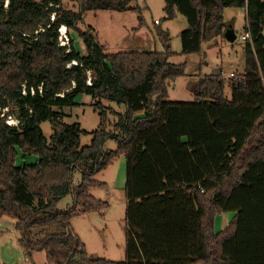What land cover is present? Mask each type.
I'll list each match as a JSON object with an SVG mask.
<instances>
[{"label": "trees", "instance_id": "1", "mask_svg": "<svg viewBox=\"0 0 264 264\" xmlns=\"http://www.w3.org/2000/svg\"><path fill=\"white\" fill-rule=\"evenodd\" d=\"M72 1L78 10L63 0H0V217L16 220L29 259L37 264L34 253L45 251L44 264H264V0H165L168 19L188 22L184 55L224 36L225 8L246 11L251 38L245 71L230 78L232 97L214 73L192 85L194 100H168L171 81L186 75L185 62L170 61L169 31L158 29L163 51L108 53L94 27H80L88 11L124 12L135 0ZM61 25L83 49L74 35L60 43ZM80 94L96 100L101 119L85 146L80 123L63 120ZM102 99L126 105L112 130ZM109 139L116 149H105ZM20 152L38 159L20 165ZM119 156L127 162L126 258L115 261L92 257L72 220L109 207L91 190L106 186L94 176ZM70 194L73 204L59 208ZM227 212L234 216L217 231Z\"/></svg>", "mask_w": 264, "mask_h": 264}, {"label": "rangeland", "instance_id": "2", "mask_svg": "<svg viewBox=\"0 0 264 264\" xmlns=\"http://www.w3.org/2000/svg\"><path fill=\"white\" fill-rule=\"evenodd\" d=\"M42 1V0H37ZM8 0H6L7 5ZM66 8L79 9L77 2L63 0ZM127 11L95 10L88 11L84 15L81 28L92 26L96 30L100 42L105 46L106 52L116 53L128 50H164V44L158 29L169 31L172 50L175 54L170 61L186 63V75L171 81L168 100H194L195 94L192 85L196 84L200 77L206 74L222 73L227 78L225 94L232 97L230 85V70L243 73L245 71V45L242 39L246 28V12L241 7H227L224 11L226 22L234 25L237 39L233 42L223 38L204 42L203 54H182L180 33L187 27L186 18L177 14L168 19L165 12V0H135ZM158 19L161 24H155ZM75 36L77 49H83L81 39L68 27L67 38L64 37V45H69L70 38ZM92 76L90 75L89 78ZM92 80V79H91ZM108 107V130L114 128L118 120V113L126 112L123 102L102 99ZM96 100L87 94L77 96V104L64 108L65 123H80L86 132L81 136L82 146L89 145L94 138V131L100 125V115L93 103ZM9 123H17L15 118H9ZM45 136L50 139L53 126L50 121L41 124ZM117 142L114 139L107 140L105 149H116ZM38 157L33 154L20 152L17 162L20 165L34 163ZM82 173L77 170L74 176V184L81 180ZM106 186L96 187L91 193L99 199L109 203V207L102 212H93L78 215L73 218L72 225L75 231L85 242L92 257H101L109 260L121 261L126 258V233L125 214L127 210V198L125 184L127 178V162L125 156L117 157L112 165L102 170L96 176ZM73 204V196L67 195L61 199L59 208L65 209ZM233 217V212H228ZM16 220L12 217H0V264H33L19 243L20 232L15 227ZM218 228V227H217ZM37 264L47 263L45 251H37L33 255Z\"/></svg>", "mask_w": 264, "mask_h": 264}, {"label": "crops", "instance_id": "3", "mask_svg": "<svg viewBox=\"0 0 264 264\" xmlns=\"http://www.w3.org/2000/svg\"><path fill=\"white\" fill-rule=\"evenodd\" d=\"M246 12V11H245ZM157 24H161V22L160 23H157ZM230 24V22H228V25ZM233 27H234V25H233ZM220 38H223V39H225V40H227L228 41V39H226V37L225 36H222V37H220ZM250 39H248V40H246V41H249ZM245 67H246V65H245ZM222 73H224V72H222ZM236 72H235V70H230V78L235 74ZM238 73V72H237ZM225 74V73H224ZM201 78V77H200ZM200 78H199V80H200ZM198 80V81H199ZM198 83V82H197ZM126 159V158H125ZM233 216H234V214H233ZM232 219V217H231V215L227 212V213H223V214H221V215H219L218 216V218H217V221H216V229H217V231L218 230H223V229H225L226 228V226L229 224V222H230V220ZM218 227V228H217Z\"/></svg>", "mask_w": 264, "mask_h": 264}, {"label": "built area", "instance_id": "4", "mask_svg": "<svg viewBox=\"0 0 264 264\" xmlns=\"http://www.w3.org/2000/svg\"><path fill=\"white\" fill-rule=\"evenodd\" d=\"M8 3V2H7ZM56 14L54 13L52 15V19H55ZM156 23H160V21L158 19L155 20ZM59 32H60V43L62 45H64V37H68L67 33H68V27L66 25H61L59 28ZM251 38V34L250 32H245V34L242 36V39L244 40H248ZM73 63H76L75 61ZM88 82L91 84V78H89Z\"/></svg>", "mask_w": 264, "mask_h": 264}, {"label": "water", "instance_id": "5", "mask_svg": "<svg viewBox=\"0 0 264 264\" xmlns=\"http://www.w3.org/2000/svg\"><path fill=\"white\" fill-rule=\"evenodd\" d=\"M224 36L226 37V39H228L231 42L237 39V33L232 24L226 26V29L224 31Z\"/></svg>", "mask_w": 264, "mask_h": 264}]
</instances>
